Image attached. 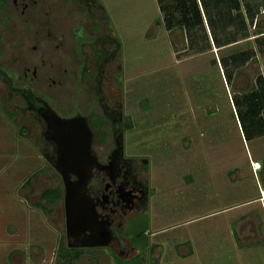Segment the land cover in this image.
Instances as JSON below:
<instances>
[{
    "label": "rangeland",
    "instance_id": "obj_1",
    "mask_svg": "<svg viewBox=\"0 0 264 264\" xmlns=\"http://www.w3.org/2000/svg\"><path fill=\"white\" fill-rule=\"evenodd\" d=\"M97 1L115 37L112 69L134 129L124 153L146 161L151 203L129 224L132 256L86 249L74 264H264V136L245 141L231 100L233 91L246 92L258 75L264 77V52L254 40L264 31V6L247 22L249 40L239 45L255 49V56L237 70L231 87L213 63L219 51H208L213 40L207 24L168 32L158 0ZM195 1L209 12L221 7L219 0ZM263 1L247 4L254 9ZM62 12L51 10L53 16ZM72 13L74 20L80 16ZM8 19L0 24L5 67L11 45L20 43L12 39ZM64 23L70 32L73 24ZM209 23L216 36V23ZM70 54L62 59L76 62ZM2 93L0 264H62L57 250L66 242L63 202L42 198L60 179L43 158L38 137L20 132L23 122L6 103L12 102L6 89Z\"/></svg>",
    "mask_w": 264,
    "mask_h": 264
},
{
    "label": "flooded vegetation",
    "instance_id": "obj_2",
    "mask_svg": "<svg viewBox=\"0 0 264 264\" xmlns=\"http://www.w3.org/2000/svg\"><path fill=\"white\" fill-rule=\"evenodd\" d=\"M68 3L71 5L65 8ZM56 7L64 15L53 16L51 10ZM73 11L80 13L76 20ZM0 14L5 16L0 24L9 18L12 39L20 41L17 46L11 45L13 55L7 67L1 63L5 53L0 50V91L6 89V98L12 101L6 103L23 122L20 132L38 137L43 158L60 179L58 188L46 190L61 193L65 245L107 249L127 259L136 251L128 239L129 224L138 214L146 213L151 195L142 166L146 161L124 153L126 138L134 129L128 128L120 87L115 83L112 64L118 48L102 7L97 0H0ZM11 14H15L14 19ZM64 22L73 24L70 32ZM54 51L58 54H52ZM69 52L76 56V62L62 59ZM60 120H82L86 124L89 135L83 144L89 148L90 160L85 164L91 172L85 196L94 215L92 235L107 233L108 246H73L83 235L67 238L64 186L54 169L60 153L53 127ZM71 181H78V177L71 175Z\"/></svg>",
    "mask_w": 264,
    "mask_h": 264
},
{
    "label": "trees",
    "instance_id": "obj_3",
    "mask_svg": "<svg viewBox=\"0 0 264 264\" xmlns=\"http://www.w3.org/2000/svg\"><path fill=\"white\" fill-rule=\"evenodd\" d=\"M219 1H221V7L209 12L203 3V9H200L195 0H191L190 3L187 0H158L164 14L163 25L168 32L182 30L183 28L190 31L194 30L200 23L207 24L213 40V44L210 43L208 51L213 49L219 51L218 61L214 59L213 63H219L227 84L232 87L234 85L233 77L237 70L255 56V49L248 48L246 50L239 45L249 40L247 22L253 23L256 14L260 8H263L264 1L261 3L262 5H255L254 9L247 4V0ZM242 2H244L243 6L241 5ZM209 19L216 23L214 29L219 31L216 36L214 30L210 27ZM182 24H185V27H182ZM258 34L261 35L254 38L255 45L258 47L259 52H264V31ZM236 46H239L240 50L234 49ZM231 100L235 107V117L240 124L245 141L250 142L255 138L263 137L264 77L258 75L256 81L251 84L246 92L233 91ZM128 128H131L129 123ZM60 197L61 193L57 189H49L42 193V198L50 204L57 202ZM57 251V259L61 260L62 264H74L83 249L69 248L62 241Z\"/></svg>",
    "mask_w": 264,
    "mask_h": 264
},
{
    "label": "water",
    "instance_id": "obj_4",
    "mask_svg": "<svg viewBox=\"0 0 264 264\" xmlns=\"http://www.w3.org/2000/svg\"><path fill=\"white\" fill-rule=\"evenodd\" d=\"M53 130L60 153V162L54 165V169L61 176L64 186L67 238H79L83 235L73 246H108L110 239L107 233L101 231L92 235L94 215L92 205L85 196V187L91 172L87 163L85 164L90 160L89 148L83 144L85 136L89 135L86 124L82 120H60L55 123ZM71 175L77 176L78 181H71ZM88 231L91 233L87 235Z\"/></svg>",
    "mask_w": 264,
    "mask_h": 264
},
{
    "label": "bare ground",
    "instance_id": "obj_5",
    "mask_svg": "<svg viewBox=\"0 0 264 264\" xmlns=\"http://www.w3.org/2000/svg\"><path fill=\"white\" fill-rule=\"evenodd\" d=\"M258 168H259L258 166L255 167V169H258Z\"/></svg>",
    "mask_w": 264,
    "mask_h": 264
}]
</instances>
